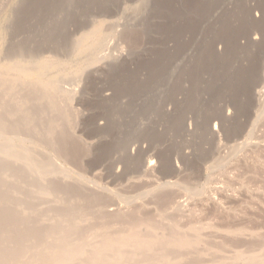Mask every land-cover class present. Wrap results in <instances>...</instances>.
Masks as SVG:
<instances>
[{"label":"rangeland","instance_id":"374dc122","mask_svg":"<svg viewBox=\"0 0 264 264\" xmlns=\"http://www.w3.org/2000/svg\"><path fill=\"white\" fill-rule=\"evenodd\" d=\"M0 169L13 234L124 215L193 244L113 263L264 264V0H0Z\"/></svg>","mask_w":264,"mask_h":264},{"label":"bare ground","instance_id":"6f19581e","mask_svg":"<svg viewBox=\"0 0 264 264\" xmlns=\"http://www.w3.org/2000/svg\"><path fill=\"white\" fill-rule=\"evenodd\" d=\"M134 148L132 147V152L136 150ZM1 151L7 152V149L2 147ZM7 154L14 158H17L18 155L20 156L14 151L7 152ZM147 163L146 166L144 165L145 167L154 165L153 161ZM3 172L4 169L1 173ZM1 173L0 176L3 175ZM176 204L181 203L177 201ZM113 213L115 214V211L108 209L103 213V216L108 217V215ZM2 214L6 215V219L0 217V264H116L113 262H123L128 258L129 255L126 254L127 248L133 251L140 250L139 253L141 255L144 249L149 253H154L157 243L173 244L180 247H188L193 244V240L189 238L176 239L177 236L173 232L172 235L170 234L164 240L159 241L157 237L140 232L137 229L138 220L124 217V215L120 218H122L121 221L127 223V228L118 234L107 232L98 241L91 242L86 236L78 235V228H73L70 232L77 234V240L72 242L71 238H67L61 231L58 241L54 242L48 239L50 234L48 229L43 232H36L31 230L32 227L28 225L29 223L24 225L26 227V236L13 234L9 224H20L22 217L8 204L3 208ZM145 223L150 226L153 224L151 222ZM36 237L42 241V244H40L42 245L41 248H39L40 245L32 248ZM162 256H164L162 262L154 261L153 264H165L170 259L168 253L162 254Z\"/></svg>","mask_w":264,"mask_h":264}]
</instances>
